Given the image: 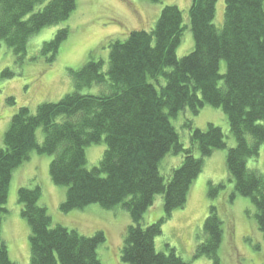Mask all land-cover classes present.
<instances>
[{"label":"trees","instance_id":"obj_1","mask_svg":"<svg viewBox=\"0 0 264 264\" xmlns=\"http://www.w3.org/2000/svg\"><path fill=\"white\" fill-rule=\"evenodd\" d=\"M217 1L189 0L186 21L178 6H163L151 29L110 40L107 62L90 53L79 69H69L73 88L58 101L39 103L34 112L21 106L11 115L0 142V264H17L2 240L1 220L12 172L32 151L52 156L49 177L65 187L62 212L98 204L128 213L132 223L126 228L122 261L187 264L169 244L166 251L157 250L155 238L171 213L186 204L204 159L227 148L226 134L213 123L200 129L185 119L184 140L171 122L185 111L196 115L205 105L222 111L235 140L225 155L231 188L225 189L224 201L236 194L248 198L264 237V172L249 163L256 162L264 142V0H223L220 28L214 23ZM76 6L77 0H0V41L20 59L34 34L64 22ZM187 28L193 47L178 57L176 48ZM68 35V27L60 28L42 43L48 62ZM1 76L12 73L5 69ZM39 128L43 135L38 137ZM98 143L105 144L102 157L89 169L85 148ZM168 156H179L180 164L178 159L167 173L161 163ZM207 185L215 201L222 186ZM159 195L163 216L142 226L144 212ZM40 196L39 185L17 189L30 231L28 264H101L97 246L105 241L104 233L85 236L53 225ZM225 215L218 202L209 205L195 257L204 255L218 264Z\"/></svg>","mask_w":264,"mask_h":264},{"label":"rangeland","instance_id":"obj_2","mask_svg":"<svg viewBox=\"0 0 264 264\" xmlns=\"http://www.w3.org/2000/svg\"><path fill=\"white\" fill-rule=\"evenodd\" d=\"M171 4L179 7L186 21L189 0H77L76 9L67 20L44 27L29 39L27 52L22 58H17L12 49L0 41V142L9 118L19 107L27 106L34 112L39 103L58 101L73 88L69 69H79L88 60L90 53L94 58L107 62L110 40L124 38L130 30L151 29L161 8ZM223 9V0H218L214 19L218 28L222 26ZM64 27L69 28V35L60 44L55 59L48 62V53L41 54V45ZM192 47V34L187 28L176 48L177 56L187 54ZM5 69L12 73L11 77L1 76ZM224 70L225 63L221 61L220 72L223 73ZM8 98H12L14 103H9ZM185 119H190L193 126L200 129H205L208 123L219 126L226 134L227 148L216 150L204 159L202 171L191 185L186 204L171 213L161 227V235L155 238L156 249L166 251L164 245L169 244L187 264H215L212 258L194 255L197 234L200 233L208 207L218 202L220 210L226 212L218 264H264V237L256 227L250 200L236 194L232 201H224L227 193L225 189L231 188L227 181L225 155L227 149L235 144L224 114L220 109L209 105H205L196 115L189 111L180 113L171 122L184 140L188 138V131L182 126ZM39 135H43L41 128L37 130V136ZM104 148V143L86 146L87 168L98 165ZM172 157L168 156L161 163L162 169L167 173L179 159V156ZM51 159L50 155L32 151L30 159L12 172L5 203L7 212L2 214L1 220V237L10 259L17 264H28L30 258V231L26 219L21 215L17 189L21 186L39 185L40 204L46 207L53 225L74 229L85 236L102 231L105 241L97 246L101 264H128L120 258L126 228L132 223L128 213L122 208L107 209L98 204L62 212L59 206L64 200L65 187L51 181ZM249 163L255 164L260 172H264V142L259 147L256 162ZM179 164L180 159L176 166ZM209 181L213 185L222 186L219 189L222 192L215 201L207 193ZM163 214L162 197L159 195L155 197L152 207L144 212L141 225L145 227Z\"/></svg>","mask_w":264,"mask_h":264}]
</instances>
